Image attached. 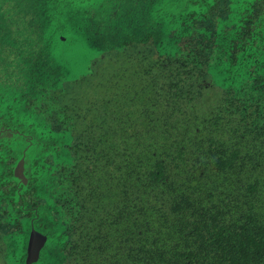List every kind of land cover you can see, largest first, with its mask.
Wrapping results in <instances>:
<instances>
[{"label": "trees", "instance_id": "trees-1", "mask_svg": "<svg viewBox=\"0 0 264 264\" xmlns=\"http://www.w3.org/2000/svg\"><path fill=\"white\" fill-rule=\"evenodd\" d=\"M148 34L159 54L130 39L59 81L77 80L63 100L81 167L65 264H264V116L205 96L218 87ZM94 74L99 98L72 94Z\"/></svg>", "mask_w": 264, "mask_h": 264}, {"label": "flooded vegetation", "instance_id": "flooded-vegetation-1", "mask_svg": "<svg viewBox=\"0 0 264 264\" xmlns=\"http://www.w3.org/2000/svg\"><path fill=\"white\" fill-rule=\"evenodd\" d=\"M105 1L0 0L3 264H9V252L15 256V264H21L26 254L24 246L12 237L22 235L31 226L45 228L49 223L59 229L58 249L64 254L60 264H65L71 239L68 223L75 217L78 220L81 213L80 186L77 188L81 167L74 146L75 122L67 119L63 99L68 85L77 80L59 82L60 78L48 68L53 41L50 9L52 3H62L71 25L79 29L82 22L77 19L81 14L78 4ZM144 1L149 4L151 17L161 16L156 15L158 5H164L166 14L174 12L178 3L188 5L172 24L165 29L162 26L159 48L188 59L198 76L207 78L246 110L264 116V0ZM141 41L152 42L160 53L152 34ZM131 45L132 41L126 39L121 49Z\"/></svg>", "mask_w": 264, "mask_h": 264}, {"label": "water", "instance_id": "water-1", "mask_svg": "<svg viewBox=\"0 0 264 264\" xmlns=\"http://www.w3.org/2000/svg\"><path fill=\"white\" fill-rule=\"evenodd\" d=\"M108 1L110 0L105 2ZM105 2L78 4L77 11L81 14L77 19L82 24L78 29L79 38L76 44L60 48V52L51 45L50 55L47 57L48 68L57 79L77 78L87 73L92 58L99 56L107 48L121 46L126 39L139 40L148 32L161 36L164 21L160 16L151 17L148 14L149 4L144 0H111L107 16L97 9ZM57 5L59 8L63 6L60 2ZM55 7L56 2L51 4V8ZM70 20L71 18L68 22L72 23ZM67 35L59 32L58 41L63 44L64 40H67ZM53 236L50 229L34 226H31L26 234L18 235L16 243L23 245L26 251L21 264H38L43 258L46 259V255L49 257L47 264H59L62 255L58 250V235ZM43 246L45 249L42 251ZM8 262L9 264L16 262L15 256L10 252Z\"/></svg>", "mask_w": 264, "mask_h": 264}, {"label": "rangeland", "instance_id": "rangeland-1", "mask_svg": "<svg viewBox=\"0 0 264 264\" xmlns=\"http://www.w3.org/2000/svg\"><path fill=\"white\" fill-rule=\"evenodd\" d=\"M57 1H59V0H57ZM57 4H58V2H56V7L54 9L53 8L50 9V11L52 13H51V17L49 18L50 19L49 21H50V25H51L50 33H51V36H53V41L51 44L54 45V47L57 50H59V52H60L61 51L60 48L64 49V47L66 45L71 46V45L76 44L77 39L79 38L78 37L79 32H78L77 26L71 25V23L68 22V16H66L65 12H63L64 11L63 6H61L59 8ZM71 6H77V4H71ZM173 6H175V4ZM187 6L188 5L184 4L183 2H181L180 4L178 3L177 7H175V10H173L174 12H172L170 14H166V12L163 11V10H166L164 5L163 4L161 6L158 5L156 15H161L160 17H162V19L164 21V24H163L164 29L167 28L170 24H172L173 18H177L179 15H182L183 11H185L188 8ZM26 8H28V6H26ZM110 8H111V0L108 2H105L103 5L99 6L97 9H99V12H101L107 16L108 13L110 12ZM62 9H63V11H62ZM32 13H33L32 11H30V13H29V15L31 17L33 16ZM55 13H57V14H55ZM59 14H61V17L59 16ZM38 18H39V16L36 18V20H38ZM59 32H61L62 34H65V33L68 34L67 40L65 39L63 44L58 41V37H59L58 33ZM109 54H110L109 52L105 53L103 59L100 61L101 67H103L105 69L108 68L109 61H111V56H109ZM95 64H96V62L94 63V65ZM97 78H98V76L96 74H94L92 76H88L87 78H85L84 80H82L79 83V85L77 86V89L76 90L74 89V92H72V94L73 95L78 94V91H79L80 96L82 95V96L89 97V98L92 96V98H94V99L99 98L101 95V92H102V89H100V88L97 90L96 95H92L93 92H96L94 90L95 88L92 87V84ZM204 95L210 96V99L219 98V97L223 96V91H221L218 88L211 86L210 88L205 90ZM28 228H29V226H28ZM43 229H50L51 233L54 234L53 237H56V235H58L59 239H61V237L59 235V229L57 228V226L54 227V225L52 223H49ZM28 230L25 231L23 234H26L28 232ZM48 261H49V257L46 255V259L43 258L40 261V263L38 262V264H47ZM0 264H3V258L1 256V253H0Z\"/></svg>", "mask_w": 264, "mask_h": 264}]
</instances>
